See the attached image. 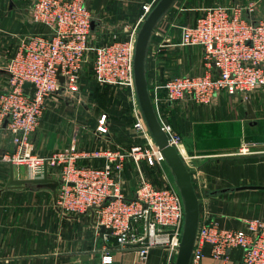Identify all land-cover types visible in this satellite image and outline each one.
<instances>
[{"label": "crops", "instance_id": "0c3cea01", "mask_svg": "<svg viewBox=\"0 0 264 264\" xmlns=\"http://www.w3.org/2000/svg\"><path fill=\"white\" fill-rule=\"evenodd\" d=\"M158 0H85L92 16V31L102 42L126 38L142 24L144 4ZM252 4L244 15L249 21L264 17V0H175L164 12L149 38L144 60L145 80L150 93L169 77L201 75L206 71L199 46H180L181 26H192L202 9L215 5ZM26 0H0V93L7 86L5 65L16 51L20 38L46 32L33 24ZM78 92L63 89L48 99L27 151L46 156L74 145L78 150L128 148L148 144L133 128L135 108L129 89L100 87L85 66ZM162 96V94H161ZM162 103V102H161ZM165 120L181 137L177 151L190 175L197 200L198 222L209 220L221 228L240 229L242 219L264 221V87L247 95L217 93L209 103L191 100L162 104ZM105 115L107 132L96 131ZM247 148L244 149L243 147ZM12 136L0 127V264H175L176 256L160 247L150 249L143 262L133 248L120 249L111 233L97 229L95 213L59 211L55 190L33 184L11 186V164L3 157L13 155ZM101 165L103 159L89 161ZM88 163V162H84ZM163 172L144 162L124 164L121 173L125 199H132L141 179L155 185L167 180L177 187L170 168ZM13 179H29L26 167L12 165ZM49 179L57 182V174ZM178 188V187H177ZM134 227L141 231L142 222ZM240 249L227 259H214L203 248L199 264H238Z\"/></svg>", "mask_w": 264, "mask_h": 264}, {"label": "built area", "instance_id": "2783aa9c", "mask_svg": "<svg viewBox=\"0 0 264 264\" xmlns=\"http://www.w3.org/2000/svg\"><path fill=\"white\" fill-rule=\"evenodd\" d=\"M26 1L30 21L46 32L20 38L5 65L7 86L0 93V127L5 125L8 129L16 150L3 159L26 167L29 179H41L44 174L49 178L55 172L56 208L65 214L92 210L97 229H111L117 247L133 248L141 261L155 247L176 256L184 223L178 188L167 180L155 185L141 179L132 199H125L123 194L121 173L127 161L136 166L144 162L164 174L166 162L155 143L117 150H78L71 145L46 156L27 151L30 135L37 128L48 99L61 89L73 95L78 92L85 66L100 87H123L134 95L137 33L131 32L123 39L113 35L111 40L102 42L92 31V16L85 0ZM152 7L141 6L143 20ZM252 11V4L247 8L215 5L202 9L194 25L181 26L179 45L201 47L206 71L195 76L169 77L149 93L157 121L176 151L180 150L181 137L165 120L163 103L191 100L207 104L222 91L245 96L264 87V17L249 21L244 15ZM134 110L133 128L147 138L149 131L140 109ZM96 131L107 132L105 115L100 116ZM99 159H103L101 165L89 162ZM137 222H142L141 231L134 227ZM205 246L217 260L227 259L229 251L238 248V264H264V221L242 219L240 229L221 228L209 220L198 222L189 264H199ZM110 261L109 256L102 257L103 264Z\"/></svg>", "mask_w": 264, "mask_h": 264}, {"label": "water", "instance_id": "95a60500", "mask_svg": "<svg viewBox=\"0 0 264 264\" xmlns=\"http://www.w3.org/2000/svg\"><path fill=\"white\" fill-rule=\"evenodd\" d=\"M174 1L175 0H158L143 20L135 40L133 80L134 91L143 120L155 145L161 151L166 164L174 175L183 201L184 223L178 252L175 258V264H189L198 226L197 200L192 189L188 171L183 165L177 151L168 144L167 137L157 121L146 85L144 71L145 52L149 38L161 16ZM59 80L61 82L62 78H59ZM25 86H28V84ZM9 184L11 186H23L26 184L45 185L52 190H55L57 186V182L49 179L47 174H44L41 179H13L12 165ZM100 231L102 233H111V229H106L104 227H100ZM144 242H147V238L144 239Z\"/></svg>", "mask_w": 264, "mask_h": 264}, {"label": "rangeland", "instance_id": "374dc122", "mask_svg": "<svg viewBox=\"0 0 264 264\" xmlns=\"http://www.w3.org/2000/svg\"><path fill=\"white\" fill-rule=\"evenodd\" d=\"M130 90V89H129ZM131 91V90H130ZM131 93H132V91H131ZM133 96H134V99H133ZM132 96V99H133V102H134V106H135V108L139 111V106H138V102H137V99H136V95H135V91H134V95ZM148 138L150 139V143H152V144H154V141H153V139H152V137H151V135H150V133L148 134ZM37 187H47V186H45V185H36ZM47 188H49V187H47Z\"/></svg>", "mask_w": 264, "mask_h": 264}]
</instances>
